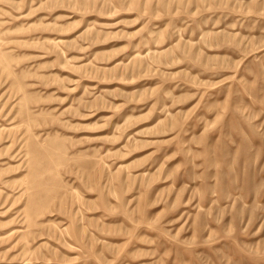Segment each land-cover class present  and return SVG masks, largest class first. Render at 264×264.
<instances>
[{"label": "rangeland", "instance_id": "374dc122", "mask_svg": "<svg viewBox=\"0 0 264 264\" xmlns=\"http://www.w3.org/2000/svg\"><path fill=\"white\" fill-rule=\"evenodd\" d=\"M0 264H264V0H0Z\"/></svg>", "mask_w": 264, "mask_h": 264}]
</instances>
